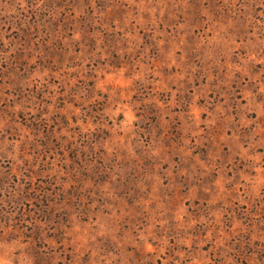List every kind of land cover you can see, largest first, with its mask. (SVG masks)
I'll use <instances>...</instances> for the list:
<instances>
[{"label": "rangeland", "instance_id": "1", "mask_svg": "<svg viewBox=\"0 0 264 264\" xmlns=\"http://www.w3.org/2000/svg\"><path fill=\"white\" fill-rule=\"evenodd\" d=\"M0 264H264V0H0Z\"/></svg>", "mask_w": 264, "mask_h": 264}]
</instances>
